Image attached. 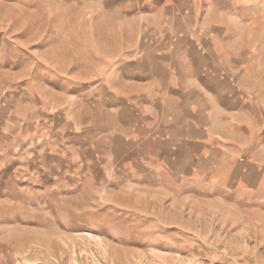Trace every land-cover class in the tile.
<instances>
[{
	"label": "rangeland",
	"instance_id": "obj_1",
	"mask_svg": "<svg viewBox=\"0 0 264 264\" xmlns=\"http://www.w3.org/2000/svg\"><path fill=\"white\" fill-rule=\"evenodd\" d=\"M0 264H264V0H0Z\"/></svg>",
	"mask_w": 264,
	"mask_h": 264
},
{
	"label": "crops",
	"instance_id": "obj_2",
	"mask_svg": "<svg viewBox=\"0 0 264 264\" xmlns=\"http://www.w3.org/2000/svg\"><path fill=\"white\" fill-rule=\"evenodd\" d=\"M195 123H196V125H197L198 127H200V128H201V127H202V128H203V127H206L204 124H200L198 120H195ZM204 129H205V128H204ZM194 144H195V145H198V143H194Z\"/></svg>",
	"mask_w": 264,
	"mask_h": 264
}]
</instances>
